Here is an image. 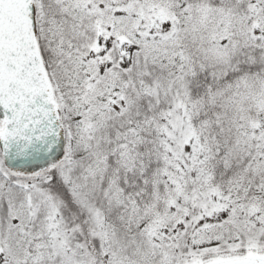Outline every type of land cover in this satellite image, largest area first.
Segmentation results:
<instances>
[{"label": "snow or ice", "instance_id": "snow-or-ice-1", "mask_svg": "<svg viewBox=\"0 0 264 264\" xmlns=\"http://www.w3.org/2000/svg\"><path fill=\"white\" fill-rule=\"evenodd\" d=\"M0 264H264V0H0Z\"/></svg>", "mask_w": 264, "mask_h": 264}]
</instances>
